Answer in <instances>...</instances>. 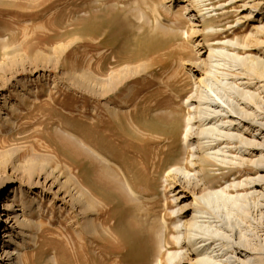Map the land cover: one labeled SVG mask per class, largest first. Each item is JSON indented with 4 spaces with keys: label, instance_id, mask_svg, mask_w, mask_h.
I'll return each instance as SVG.
<instances>
[{
    "label": "rangeland",
    "instance_id": "rangeland-1",
    "mask_svg": "<svg viewBox=\"0 0 264 264\" xmlns=\"http://www.w3.org/2000/svg\"><path fill=\"white\" fill-rule=\"evenodd\" d=\"M263 1L0 0V242L7 224L6 211H2L7 197L16 205L13 215L18 219L8 226L11 260L6 263L54 264V258L61 257L63 264H84L86 252L76 259L74 246L85 250L90 241L83 239V243L80 238L90 230L87 223L99 224L106 218L105 230L116 224L120 231L127 227L125 222L132 221L128 223L139 241L125 252L97 238L95 252H111L104 250L105 256H100L103 264H142V257L153 264L152 235L142 242L151 222L156 233L163 232L160 220L165 214L172 220H167L171 229L175 210L189 205L194 192L197 196L208 185L227 190L228 185L258 175L255 164L264 159V140L244 132L258 130L261 116H246L239 125L226 123L227 127L217 121L222 141L215 149L223 151L213 161H207L194 146L189 153L183 152L181 144L165 148L161 134L168 129L160 117L171 107L181 109L182 120L192 112L186 104L193 102L185 104V100L203 71L205 46L212 43L214 75L209 82L226 93L223 100L235 114L250 101L247 114L254 113L252 108L254 114L264 112L260 87L264 79L248 76L244 70L258 60L264 71V38L257 32L264 28ZM197 9L205 13V20L200 22ZM208 23L212 27L206 30ZM257 36L260 40L256 41ZM195 140L194 136L191 141ZM253 143L261 144V157ZM90 149L107 156L101 155L110 164L101 162ZM181 166L193 169L190 181L172 176ZM102 169L108 171L104 178ZM74 176H80L84 187L92 190L88 206L97 205L94 210L84 212L77 202L80 198L84 203L80 193L84 189L74 187ZM125 176L136 189V199L127 196L122 183ZM116 184L122 185L119 192ZM192 185L199 189H191ZM229 194L237 197L236 205L229 207L231 216L225 214L226 207L217 213L213 204L207 207L224 218V226L236 231H223L230 236L218 241L225 247L216 253L221 260L217 264H240L235 260L236 246L242 248V241L251 234L249 227L264 217V182L261 187L231 189ZM119 217L126 220L120 224ZM21 223L22 228L18 227ZM258 235L263 238L261 232ZM167 239L172 241L171 234ZM180 250L186 253V248Z\"/></svg>",
    "mask_w": 264,
    "mask_h": 264
},
{
    "label": "bare ground",
    "instance_id": "bare-ground-1",
    "mask_svg": "<svg viewBox=\"0 0 264 264\" xmlns=\"http://www.w3.org/2000/svg\"><path fill=\"white\" fill-rule=\"evenodd\" d=\"M206 1H208V0H201V2H206ZM192 2H193V0H192ZM232 3L235 4L236 2L233 1ZM210 4H212V3L209 2V3L203 4V6H208ZM244 6H246L245 3H243V7ZM262 8L264 9V3L262 5ZM209 12L210 11H208L207 13H209ZM197 13H198V18H201L200 22L205 20V13H201V10H199V9H197ZM211 27H212L211 23H208L205 26V29L208 30V28H211ZM257 30H258L257 32H259V34L263 33L262 35L264 38V28L261 30H259V29H257ZM204 32H206V31H204ZM203 36H205V38L207 37L206 35H203ZM255 40L256 41L260 40V36L259 37L257 36ZM234 45H235V43H234ZM205 48H206L205 52L208 51V53L203 60V66H204L203 71H200V76L198 78L196 77V79H195V83H196L195 90L185 100V104L189 101L193 102V103H187L186 104V106L189 105V107H192V109H193L192 112L188 109L189 113L182 120L183 116H182L181 109L171 107L167 113L161 115V117H160L161 118L160 120H162L163 122L165 120L166 125H167V129H168L164 133H162V134L160 133V134L163 137H165L164 138V140L166 141L165 148L167 146L169 148L176 147V145L181 144V145H183V147H182L183 152L189 153L188 150L191 149L192 146H194L195 149H199L204 154V157L206 158L207 161H213L214 159L216 160V156L218 155L217 153L219 151H221V152L223 151L220 147L218 150L215 149L216 146L220 144L219 142L221 140V134H220L221 131H220L219 127L216 125L217 121L221 120L220 125H219L221 127H224L226 125V123H228V126H230V124L232 125V123H234V126H235L236 124L239 125L241 123V121L245 120L246 116H250V117L252 116L255 118L257 116H261L260 122H259L261 127L258 130L253 131L252 133H251L252 130H250L249 132L245 131L244 134H247L250 136L252 134V136H251L252 138H254V137L258 138L259 137L260 139L264 140V131L262 129V127H264V116H263L264 112L254 114V113H256V111H255V109L252 108L254 113L251 114L252 113L251 112L250 114H247L248 112L246 113L247 109H245V108L251 109V105L249 104L251 102L250 101L249 103H247V102L244 103V105H243L244 108H242L241 111H239L241 114L240 113L235 114V111L233 110V108L231 109L230 105L226 102V100H223L224 94H226V93L222 94L221 92L218 91V87H214L213 84H211L209 82L210 76L213 77V75H214V73L212 71V67H213L212 61L213 60L211 58H212L213 53L215 52V48H214L213 43L207 44L205 46ZM222 49L224 50L226 48H222ZM218 52L221 55L224 54L221 50ZM244 70L246 72V75H248V76L257 75L258 77H261L264 79V71L261 67V64L258 62V60L256 62L253 61V63H251L250 65L247 64L245 66ZM256 79H258V78H256ZM260 87H262L263 88L262 90L264 91V85H261ZM252 96H251V98H249L248 96L246 98L247 99L249 98V100L255 99V98H252ZM254 102H256L258 104V101L254 100ZM216 108H219V109L217 110ZM220 108H222V109H220ZM221 110L223 111V113H221ZM222 116H224V117H222ZM255 118H253V120ZM225 119H227V120H225ZM255 123H256V121H255ZM226 127H227V125H226ZM164 134H167V135H164ZM194 136L196 137V140L193 143V141H191V140L193 139ZM222 137H223V134H222ZM224 138H225V136H224ZM252 140H251V142H254ZM80 142H81V144H83L87 148H89L88 144H85L84 141L80 140ZM160 142H161V140H160ZM72 143H73V146H75L74 151H78L79 148L76 146V144L74 142H72ZM244 143H245V141H244ZM95 145H96V143H95ZM253 145H254V143H253ZM258 145L260 146L261 144H258ZM248 146H250V145H248ZM256 147L257 146L254 145L252 148L259 150V152H260L259 155L261 157V154H263L261 151L263 149L258 148V147L256 148ZM90 150H91V152H93L92 155L97 154L101 158L102 161L99 159L101 162L109 163L108 160L105 158L107 156L98 153V151H95L94 149H90ZM163 150H164V148H163ZM200 151H198V152H200ZM254 151L255 150L248 151V153H252ZM163 153H165V151H163ZM202 153H201V155H202ZM95 155H94V157H95ZM101 155L105 156V157H102ZM163 156H164V154H163ZM225 157L226 156H224V158ZM114 162H112V163L114 164ZM258 162H259V164H257V165L255 164V171L258 174L256 177H253V178L250 177L247 180L245 179L244 183H242L240 181L235 182V183L232 182V183H234L233 185H231V186L226 185L227 187L225 186L226 189L228 188L227 189L228 191L225 190L223 187L215 188L213 185H211V186L208 185L207 187L203 188L202 190L200 189L199 195H197V196L195 195L197 192H194V193L192 192L194 196H193L192 201L189 203V205H186V206L184 205L183 207H179L178 209L175 210V212H177V215H175V217L177 216V218L175 219L174 222H170V227L173 230L169 229V222L167 220H169L170 218H165V214H164V217H162V219L160 220V221H162L161 223H163V225H161V226H163L162 227L163 232L161 231L160 233H156L155 232V225H153L154 223L151 222L149 225L150 228L147 229V231L145 233V237L143 238L142 242H144V239H147L146 236L149 235V237H151V235H152V243H150L151 245L149 244L150 245L149 249L150 250L154 249L155 253H156V255H154L155 259H154L153 264H183L186 260H189L191 262L190 264H217L218 261H221V260H218V255L216 253L221 251V250H224L225 245L220 244V243H223V241L220 243L218 241H219V239H223L222 237H224V236H226V238L228 239L230 235H227V234L225 235V233H224L225 230L228 232H232L233 230H235V228H233V226H231V225H228V226L225 225L224 226V224H223L224 218L222 219V217L220 218L219 216H216V213L218 210H221L222 207H226L227 211L225 214L227 216L228 215L231 216L230 211H229V207L235 206L236 201H237V197H232V195L230 196L229 193H230L231 189L237 190L240 187L241 188H246V187L255 188L257 186L261 187V184L264 182V165H263L264 159L260 158L258 160ZM260 163H262V164H260ZM47 164L48 163H46V165ZM32 165H35V161L32 162ZM88 166H90V165H88ZM181 167L182 168H177V171L175 174L171 173L172 176L176 179L182 178V179H187L190 181V173L189 172L193 169L189 170L186 167H183V166H181ZM154 168H155V166H154ZM119 169H120V171L123 170L121 165H120ZM102 170H103L102 171V177L104 178V176H105L104 171H106V170H104V169H102ZM167 170H168V168H167ZM171 170H173V169L170 168L168 171H171ZM70 171H71V169H70ZM106 172H108V171H106ZM134 173H135V170H134ZM194 173L192 175H194ZM79 179L77 176H74L73 185L75 188L79 187V188H81V190L84 189V191L82 190V192H80L81 195H83L82 197L80 195V197L83 198L84 203H82V199H80V198H77V202L80 203V206L84 212L87 211V208H89V209L91 208L94 210L93 207L95 205L94 206L91 205L92 207H89L90 205L88 206V204L90 203V200L88 198L89 197L91 198V196L93 195V192L91 189H87L84 187L82 182H80L81 181L80 176H79ZM122 181H123L122 183L126 187V190L129 191V192L127 191L129 194L127 192H125V193H127V196L131 199H133V198L136 199L138 197V195L136 194V191H135L136 189L134 187H132L133 185H131L130 179L128 177L126 178V176H125V177H123ZM106 184H107V182H106ZM124 185H123V187H124ZM116 186H117L118 192H119L122 189V187H121L122 185L116 184ZM196 187L197 186L192 185L191 189H194ZM229 187H230V189H229ZM196 189L198 190L199 188L197 187ZM185 196L186 195L183 194L182 199ZM93 197H94V195H93ZM118 197H120V196H118ZM101 203H103V202H101ZM212 204L215 206V208L214 207L213 208L216 210V213H213L212 211L211 212L207 211V207L212 206ZM15 206L16 205L14 204V202L11 201V199L9 197H7L6 200L4 201V207H3L2 211H6V214L5 213L4 214L7 217V219L4 221V223H7V224L5 225V229L2 232L3 233V235H2L3 239L0 242L1 243V246H0V250H1L0 264H9V263H6L5 260L6 261L11 260V256H9L10 252L8 251V244H9V241H11V234L9 233L10 230H9L8 226L11 222H13L12 221L13 219H14L13 224L17 223V221H18V219L16 218L17 215H15V214L13 215ZM95 207H97V205ZM99 207H101V206H99ZM124 208H126V205H124ZM171 209H173V208H171ZM101 212H105V211L103 210ZM175 212L173 210L172 214ZM88 213H91V211L90 212L88 211ZM222 213L224 214V212H222ZM96 215H97V212H96ZM226 215H224V216L226 217ZM88 219H90V218H88ZM105 219L99 224L98 223L94 224L92 220H90L87 223L89 225L88 227L90 230H89V232H87L85 230L86 234L85 235L81 234L82 237L80 238L82 240V242H83V239H84V241H90V244L88 246L85 245V250H84V248H82L80 251H78L77 248L74 246L72 254L76 257V259L79 258L84 252H86V254L84 253V255H87L86 259H85L86 261L84 262V264H103L102 260H101L102 258L100 256H102V257L105 256L104 250H106V249H100V250H98L99 251L98 253L95 252L94 245L98 244V242H99V241L97 242V238L101 239V240H104V238H105V240L107 242L112 243L113 245H116V247H121L125 252H129L131 250V248L133 249V247L137 243L135 240L139 241L138 237L134 236V234L137 231L134 230L133 226L129 225V223L132 221H130V222L128 221L129 222V223L127 222L128 224L125 222L127 227H122L121 229H119L120 231H117L118 228L115 229L116 224L113 225V228L108 227L105 230L104 229V223L106 221ZM122 219H123V217H121V218L119 217L118 221H120ZM123 220H126V217ZM173 220H174V216H173ZM229 221H230L229 217H227V222H229ZM256 221H257L256 226L254 225V226H251V228L249 227L248 230H249V232H251V234H249L250 236H248L247 238L245 237V240L242 241V245H243L242 248H240L239 246H236V249L238 250L237 254H239V255H237L235 260H237V262L240 264H264V217H262V221H260L259 219H256ZM119 223L121 224V221ZM258 223H260V225H258ZM226 224H228V223H226ZM17 226L18 225H15L14 227H17ZM18 227L22 228V227H24V224L21 223V224H19ZM134 227H135V225H134ZM103 229L105 232L103 231ZM151 229H152V231H151ZM239 230L240 231H239L238 237L241 238L242 229H239ZM107 232L110 233L111 236H107V234H105ZM259 232H261V235L263 236L262 239H259V235H258ZM168 234H171L172 241H169L167 239ZM89 235H92L94 237H91ZM181 236H182V239H181ZM253 240H255L254 243H253ZM93 242H94V244H93ZM143 244H146V242ZM97 247H99V246H97ZM102 247H104V246H102ZM226 247L229 248L228 243H227ZM112 248H113V246H112ZM163 248H165L164 250L166 251L165 256H164V254H162ZM183 248L184 249L186 248V250H185L186 253L180 254L179 253L181 251L180 249L183 250ZM178 250H180V251H178ZM108 253L110 254L111 252H108ZM204 253H209L211 255L209 258H207V257L203 256ZM212 254H214V255H212ZM111 255H113V254H111ZM190 256H192V257H190ZM123 257L124 256H122L121 258L123 259ZM132 257H133V254H132ZM162 257H164L163 260H162ZM215 257H217V258H215ZM60 258L61 257L54 258L55 259L54 264H63V263H61ZM240 258H242V259H240ZM76 259H75V261H76ZM106 259L107 258H105L104 261ZM129 259H128V261H129ZM141 260H142V264H149L148 260L145 257H142ZM123 261H125V260H123ZM221 264H222V262H221Z\"/></svg>",
    "mask_w": 264,
    "mask_h": 264
}]
</instances>
